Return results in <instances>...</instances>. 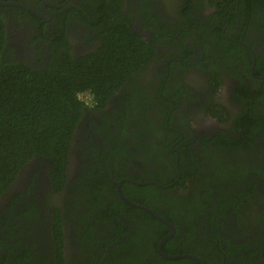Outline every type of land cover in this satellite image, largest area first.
I'll return each instance as SVG.
<instances>
[{
  "label": "flooded vegetation",
  "instance_id": "obj_1",
  "mask_svg": "<svg viewBox=\"0 0 264 264\" xmlns=\"http://www.w3.org/2000/svg\"><path fill=\"white\" fill-rule=\"evenodd\" d=\"M231 1L0 0V67L55 70L117 26L151 51L82 106L61 184L39 155L9 178L0 264H264V5Z\"/></svg>",
  "mask_w": 264,
  "mask_h": 264
},
{
  "label": "trees",
  "instance_id": "obj_2",
  "mask_svg": "<svg viewBox=\"0 0 264 264\" xmlns=\"http://www.w3.org/2000/svg\"><path fill=\"white\" fill-rule=\"evenodd\" d=\"M237 1H231L233 6ZM242 1L246 9L253 8L256 3L264 5V0ZM121 29L117 26L104 33L105 44L98 52L79 60L70 58L68 65L57 64L55 70L38 72L18 63L0 67V191L9 185V178L15 171L35 155L54 158L61 166L60 180L56 182H63L69 143L87 97L97 105L104 104L103 98L113 93L114 81L150 58V50L142 49L137 39L130 46L132 34ZM259 124H254L256 129ZM215 161L223 168L222 175L229 185L240 180V176L245 177L240 175L241 171L232 169L235 166L225 167L221 159ZM54 173L58 172L55 170ZM207 173L212 177L210 171ZM139 188L143 193L148 192L146 186ZM243 194L245 191L235 189L229 200L213 201L212 196L207 195L206 198L211 200L208 203L219 202L228 207ZM111 210L116 211L113 206ZM57 225L60 230L64 228L60 221ZM63 240L62 235L57 236L58 243L62 244ZM166 263L197 264L192 259L166 260Z\"/></svg>",
  "mask_w": 264,
  "mask_h": 264
},
{
  "label": "water",
  "instance_id": "obj_3",
  "mask_svg": "<svg viewBox=\"0 0 264 264\" xmlns=\"http://www.w3.org/2000/svg\"><path fill=\"white\" fill-rule=\"evenodd\" d=\"M119 192H120L121 197H122L123 199H126L128 203L133 204L131 201H129V200L124 196L123 192L121 191V188L119 189ZM167 257H169V258H171V259L181 258V256H167ZM193 258L196 259L200 264H203V262L201 261L200 258H198V257H193Z\"/></svg>",
  "mask_w": 264,
  "mask_h": 264
},
{
  "label": "clouds",
  "instance_id": "obj_4",
  "mask_svg": "<svg viewBox=\"0 0 264 264\" xmlns=\"http://www.w3.org/2000/svg\"><path fill=\"white\" fill-rule=\"evenodd\" d=\"M85 102H86V103L90 102V101H89V97H87V101H85Z\"/></svg>",
  "mask_w": 264,
  "mask_h": 264
}]
</instances>
